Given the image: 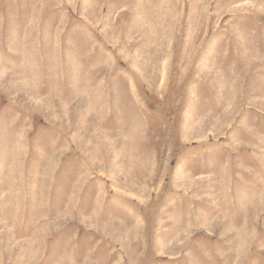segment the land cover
I'll return each mask as SVG.
<instances>
[{
	"label": "rangeland",
	"instance_id": "374dc122",
	"mask_svg": "<svg viewBox=\"0 0 264 264\" xmlns=\"http://www.w3.org/2000/svg\"><path fill=\"white\" fill-rule=\"evenodd\" d=\"M0 264H264V0H0Z\"/></svg>",
	"mask_w": 264,
	"mask_h": 264
}]
</instances>
